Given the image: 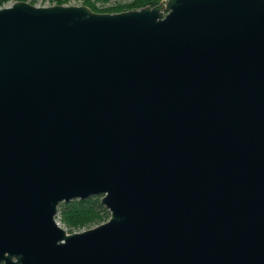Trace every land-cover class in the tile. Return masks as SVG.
<instances>
[{
    "label": "water",
    "instance_id": "95a60500",
    "mask_svg": "<svg viewBox=\"0 0 264 264\" xmlns=\"http://www.w3.org/2000/svg\"><path fill=\"white\" fill-rule=\"evenodd\" d=\"M0 264H264V0L0 8Z\"/></svg>",
    "mask_w": 264,
    "mask_h": 264
},
{
    "label": "trees",
    "instance_id": "16d2710c",
    "mask_svg": "<svg viewBox=\"0 0 264 264\" xmlns=\"http://www.w3.org/2000/svg\"><path fill=\"white\" fill-rule=\"evenodd\" d=\"M27 0H0V8L9 2ZM162 0H82V5L95 13H119L137 10L144 7H154ZM68 0H61L59 5L66 4ZM34 5L35 2L31 1ZM97 4H100L99 6ZM60 223L68 233L80 232L105 223L109 219V212L100 204L98 196L80 201L73 200L67 204L61 203L57 210Z\"/></svg>",
    "mask_w": 264,
    "mask_h": 264
},
{
    "label": "rangeland",
    "instance_id": "374dc122",
    "mask_svg": "<svg viewBox=\"0 0 264 264\" xmlns=\"http://www.w3.org/2000/svg\"><path fill=\"white\" fill-rule=\"evenodd\" d=\"M31 1L35 2V4H34L35 6L47 7V6H52V5H59L58 2L61 1V0H27L26 2L30 3ZM11 4H13V2H9L4 7H8ZM97 5L99 6L100 4H97ZM63 6H82V0H68V2H66V4H63ZM98 197L101 199V196H98ZM61 227H63L65 229V227L62 224H61ZM85 230H87V229H85ZM81 231H83V230H81Z\"/></svg>",
    "mask_w": 264,
    "mask_h": 264
},
{
    "label": "built area",
    "instance_id": "2783aa9c",
    "mask_svg": "<svg viewBox=\"0 0 264 264\" xmlns=\"http://www.w3.org/2000/svg\"><path fill=\"white\" fill-rule=\"evenodd\" d=\"M55 221H56V223L61 227V223H60V220H59V218H58V216L56 215V217H55ZM61 228H63V227H61ZM64 229V228H63ZM65 230V229H64Z\"/></svg>",
    "mask_w": 264,
    "mask_h": 264
}]
</instances>
